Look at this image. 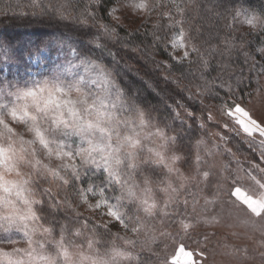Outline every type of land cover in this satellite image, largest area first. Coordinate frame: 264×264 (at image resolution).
Masks as SVG:
<instances>
[{
  "label": "snow or ice",
  "instance_id": "obj_1",
  "mask_svg": "<svg viewBox=\"0 0 264 264\" xmlns=\"http://www.w3.org/2000/svg\"><path fill=\"white\" fill-rule=\"evenodd\" d=\"M120 3L121 0H0V15L8 11L21 16L37 15L51 10L66 20L76 13L74 18L82 25L88 26L91 20L92 26L113 37L124 27L121 16L126 15L125 9L134 14L142 13L145 24L152 20V14L158 8L167 9L152 24L153 46L161 40V29L167 28L173 33L166 44L173 50L168 53L170 59L178 65L185 61L197 65L198 78L203 81L195 85L199 94L219 100V113L228 118L235 126L236 134L245 137L243 142L256 149L259 160L264 162V120H257L252 110L234 99L249 79L239 66V58H243L248 72L254 73L252 78L258 85L259 77L264 76V63H257L243 40L231 35V26H228L229 33L223 36L212 31L204 33L202 27L206 24L211 28V18H201L203 24L199 26L193 22L199 15V0H157L151 7L149 0H126L118 8L116 5ZM118 12L121 15H117ZM244 16V23L253 32H264V12L259 15L245 13ZM105 18L110 22L101 23ZM164 20L166 24L162 23ZM93 43L98 48L104 47L95 40ZM66 44L67 41L61 39L42 42L35 55L40 57L42 50L47 51L53 46L62 49ZM70 51L73 59L55 65L48 76L26 81L23 86L11 81L0 84V192L14 191L21 202L18 204L0 196V213L5 208L10 209L6 215H0V235L7 237L0 239V243H20L11 236L12 230L16 229L28 245L27 249H0V264H121V261L142 264L140 253L133 251L138 243L141 252L159 256L153 251V245L160 238H173L170 227L178 226L182 234L188 235L198 224L205 227L219 224L221 217L217 214L216 194L206 192L213 172L211 166L202 167L207 163L200 155L205 140L190 141L198 177L194 181L175 166L183 157L177 153L168 154L183 137V129L177 132L170 123H165L164 127L154 123L156 118L145 112L137 98L121 86L102 60L81 55L71 47ZM176 51L183 54L176 56ZM258 51L264 58V48ZM0 53L6 60L12 59L8 46L0 45ZM109 55L113 54L109 52ZM193 56L195 60H192ZM162 63L172 69L171 64ZM209 71L216 72L211 80L206 78ZM247 96L249 103L255 97L264 106V86ZM185 111L189 117L196 118L191 111ZM174 118L180 119L178 112L174 113ZM208 119H212L210 113ZM199 126L204 127L202 123ZM223 127L233 130L228 122ZM169 130H172L171 135ZM216 135L227 139L220 133ZM156 140L159 142L154 143ZM152 164L163 167L164 174H148L145 169ZM90 173L102 176L101 181L83 183ZM39 181L56 182L63 199L51 188L34 190ZM232 183L231 195L238 199L237 193L244 189L236 185L235 179ZM69 189L80 204L99 213L101 218H107V222L97 225L94 218L83 217L75 222L79 227H72L64 220H57L55 214L62 205L72 209L76 217H82L72 206ZM41 193L49 199L48 207L53 213L48 224L36 210L44 205ZM258 199L264 205V196ZM132 205L136 207L135 216L128 213V207ZM198 205L203 215L193 216L188 212L189 206L195 212ZM219 211L223 212V208ZM209 212L213 214L209 216ZM254 215L264 216V209L254 211ZM110 224L119 225L125 232L132 233V237L112 233ZM97 227L122 239L126 247L113 245L103 255L98 254ZM141 233L148 237L147 241L136 239ZM210 235L215 233L201 235L205 248ZM84 244L91 255L83 250ZM49 246L54 250L53 254H49ZM224 246L237 253L241 251L234 246ZM72 248L79 250L76 253L78 262L73 259ZM180 250L187 254L189 264H196L197 259L203 264L207 259L206 251H200L197 256L186 244L179 243L164 258L163 264H179L176 253ZM12 253L24 258L13 259ZM243 253L247 256L246 247Z\"/></svg>",
  "mask_w": 264,
  "mask_h": 264
},
{
  "label": "rangeland",
  "instance_id": "obj_2",
  "mask_svg": "<svg viewBox=\"0 0 264 264\" xmlns=\"http://www.w3.org/2000/svg\"><path fill=\"white\" fill-rule=\"evenodd\" d=\"M124 3H126V0H121V3L116 6L121 8ZM156 3L157 0H149L150 7L156 5ZM156 12L152 14V17L155 16L154 14H156ZM125 13L126 15L121 16L125 28H137L144 20L142 13L134 14L127 9H125ZM117 15H121V13L118 12ZM244 19L245 16L242 18V27H248V25L244 23ZM57 39L65 40L63 38H53L49 41H55ZM0 45L8 46L9 56L12 57V59L6 60L3 53H0V84L11 81L18 82L23 86L26 81L30 82L32 79H41L50 75L55 65L63 64L67 60L73 59L70 51L71 45L68 41L62 49L53 46L47 51L42 50L40 57L35 55L37 49L34 50V52H24L22 49L8 44L6 40L2 38H0ZM71 49L74 48L71 47ZM172 51L171 49V52ZM30 53L32 55H30ZM182 54V51L175 52L176 56H181ZM43 57H47V59ZM112 73L115 77L113 71ZM261 86H264V76L260 77L259 85L256 87V90ZM239 103L246 105L252 110L257 120H264V106L260 105L255 97H253L251 103L248 101ZM204 107L203 109L200 108L203 110V115H199V124L202 123L204 127H201L202 134L197 139L203 138L206 142L200 149V155L207 161L202 167L207 168L211 166L213 172V177L209 181V187L206 192L207 194H216L218 200L216 209L217 214L221 217L220 222L213 227H205L203 224H198L188 235L182 234L178 226L170 227L169 231L173 233V238H160L159 242L153 245V251L159 253V256L153 255L148 251L141 252V246L138 243L136 249L133 251L135 253H140L142 264H163L164 258L168 256L179 243L186 244L197 256L200 251H206L207 259L204 260L203 264H264V255H262L264 254V216L254 215V211L259 212L264 209V205L260 204L258 199L264 196V162L259 160V152L256 149L243 142L246 138L236 134L235 126L228 121V118L219 113L218 105L204 104ZM185 109L187 108L184 107V110H182L184 113H186ZM144 110L146 113L154 116L151 111ZM187 110L191 111L190 109ZM209 113L212 116L211 120L208 119ZM240 119H244V117H240ZM226 122L229 123V128L233 130L228 131L223 127V124ZM154 123H159L160 127H164L157 119ZM171 132L172 131L169 130L170 135ZM217 133H220L227 139H221L220 136L216 135ZM158 142V140L154 141V143ZM172 153L180 154L183 157L179 164L175 166L182 169L184 174L194 181L198 179L196 176V168L193 163L194 149L192 148L191 153H188V150L184 149L179 141L174 148L169 149L168 154L170 155ZM206 153H210V155H206ZM143 155L147 157V153ZM154 168L157 169L155 171H158V174L154 172ZM150 170L151 172L153 171L152 174L149 172ZM145 171L153 176H161L164 174L165 169L157 164H152L149 168L145 169ZM89 176L84 177L83 183L87 184L90 180L99 183L101 181L99 177H102L99 174L95 176V174L92 173H90ZM233 179L236 180V185L244 189L237 193L238 199L233 198L231 195L234 187L232 183ZM38 188H51L52 192L61 196L62 198L60 199H63V194L60 192V188L56 182L48 184L44 181H39L34 185V190L37 191ZM0 196H5L9 200L17 201L18 204L21 203L14 191L11 193L0 192ZM69 196L72 201V206L75 209L85 213L88 217L94 218L97 224L107 222V218H101L99 213L89 211L86 205L79 203L77 197L71 196V189H69ZM38 207L37 212L45 218V224H48L44 210L41 209L38 211ZM221 207L223 208V212L219 211ZM130 208V213L135 216L137 214L136 207L132 205ZM9 210L10 209L5 208L0 215H6ZM183 211V206H181V213H183ZM188 212L193 216L203 215L199 205L196 207L195 212H192V208L189 206ZM212 214L211 212L208 213L209 216ZM109 227L122 237H132V233L125 232L119 225L110 224ZM205 233H215V235L209 236L206 248L204 246V241L201 239V235ZM11 236L15 239H19L21 242L18 244L0 243V249H27L28 245L23 241L22 233L13 229ZM4 238L7 237L0 235V239ZM136 239L145 241L148 240V237L141 233ZM81 240H83V238H81ZM115 241L116 243L113 244ZM79 242L80 241H78V243ZM113 245L117 247H126L122 239H114L110 241L108 245L102 242L97 243L96 251L98 254L103 255L105 252L109 251ZM224 245L234 246V249H240L241 251L237 253L232 248ZM245 247L247 248V256L243 253V248ZM83 250L89 255L92 254L87 249L86 244H84ZM71 251L73 252V259L78 262L79 257L76 253L79 250L72 248ZM48 252L49 254H53L54 250L51 246H49ZM176 255L179 264H189L188 256L183 253V250L177 251ZM12 258L23 259L24 257L21 254L12 253ZM85 264H89V262H85ZM121 264H135V262L121 261ZM196 264H201L200 259L196 260Z\"/></svg>",
  "mask_w": 264,
  "mask_h": 264
},
{
  "label": "trees",
  "instance_id": "obj_3",
  "mask_svg": "<svg viewBox=\"0 0 264 264\" xmlns=\"http://www.w3.org/2000/svg\"><path fill=\"white\" fill-rule=\"evenodd\" d=\"M198 7L199 15L193 21L195 24L198 26L203 24L201 18H211V28L206 24L202 27L204 33L212 31L223 36L229 33L228 26H231V35L237 37L238 40H243L247 51L257 63H264V58L258 51L260 48H264V32H253L249 26L242 27V18L245 13L259 15L264 12V0H199ZM164 10L167 9L158 8L152 20L146 24L143 20L137 28H120L118 30L119 35L113 37L104 35L98 27L92 26L91 20H89L88 26L82 25L74 18L76 13H73V17L62 20L51 10L47 14L32 15L29 13L24 16L17 12L8 11L6 14L0 15V38L24 52H34L42 42H47L53 38H63L80 54H88L93 58L102 60L103 64L114 72L121 86L130 95L135 96L144 109L151 111L160 123L163 125L170 123L177 132L181 128L183 129L184 135L180 144L188 150V153H191L193 147L190 141H194L202 134L199 126V115L203 113L201 109L206 107L204 104L219 105L220 102L211 95L201 96L199 94L195 85L203 81L198 78L200 73L197 71L195 63L189 65L185 61L183 65H178L170 59L168 53L171 52V49L167 48L166 44L173 34L172 32L167 28L161 29L159 32L161 40L158 45L153 46V37L150 35L153 31L152 24ZM100 22L109 23L110 21L105 18ZM162 23L166 24L167 21L164 20ZM129 33L131 34L129 35ZM94 40L104 47H96L93 43ZM109 52L113 55H109ZM195 59L193 56L192 60ZM165 61L172 65L171 70L164 66L162 62ZM238 63L240 68L244 69L245 76L249 77L241 86L239 94L234 97L239 103L248 101L247 93H254L258 84L252 78L254 73L248 72V67L243 63L242 57L239 58ZM215 76V71H209L206 74V78L209 80ZM181 104L183 107H180ZM184 107L190 109L196 118L193 119L184 113L182 111ZM177 112L180 116L179 120L174 118V113ZM181 121H186V123L182 124ZM155 170H157L156 168H154V172L158 174V171ZM101 179L102 177H99V180ZM39 190L40 188L37 189L38 192ZM40 198L44 199V205L38 207V211L44 210L49 223L53 216L48 207L49 199L42 193ZM59 198L62 197L59 196ZM130 209L129 206L128 213L133 216ZM80 213L82 217H76L72 209L62 205L55 216L57 220H64L72 227H79V224L75 222L83 217H88L85 213ZM91 227L90 220L89 228ZM111 232L117 233L112 229ZM96 239L98 243L102 242L108 245L110 241L118 238L103 228L97 227Z\"/></svg>",
  "mask_w": 264,
  "mask_h": 264
}]
</instances>
